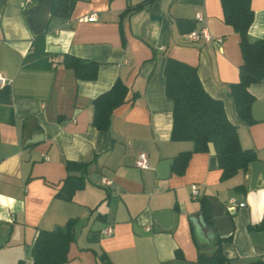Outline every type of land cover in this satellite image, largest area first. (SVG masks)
<instances>
[{
    "label": "crops",
    "instance_id": "0c3cea01",
    "mask_svg": "<svg viewBox=\"0 0 264 264\" xmlns=\"http://www.w3.org/2000/svg\"><path fill=\"white\" fill-rule=\"evenodd\" d=\"M30 4L0 0V76L7 81L0 87V264H33L38 232L69 221L74 242L64 264H104L101 256L111 264H193L200 251L228 236L221 245L226 258L264 260V247L248 230L264 215V83L248 87L251 122L241 120L229 97L243 61L239 37L224 23L220 0H78L69 18H49L37 42L22 15ZM251 8L248 35L264 39V0H251ZM203 29L221 43L187 39ZM35 47L45 55L27 62ZM64 55L98 63L97 79H77L63 66ZM168 57L197 68L257 167L221 181L209 150L193 154L182 175L172 164L166 177L158 176L161 162L174 163L193 148L171 141L173 105L163 78ZM118 80L124 103L113 110L108 130H97L93 101ZM139 154L148 169L135 166ZM69 176L83 186L65 201L57 195ZM192 186L199 190L195 200ZM230 202L245 205L232 216L230 234L216 232L210 242L196 234L190 217L203 215V204L209 212L222 204L228 214L236 207ZM108 228L112 234L103 235Z\"/></svg>",
    "mask_w": 264,
    "mask_h": 264
},
{
    "label": "trees",
    "instance_id": "16d2710c",
    "mask_svg": "<svg viewBox=\"0 0 264 264\" xmlns=\"http://www.w3.org/2000/svg\"><path fill=\"white\" fill-rule=\"evenodd\" d=\"M78 0H53L50 17L69 18ZM154 0H149L152 2ZM224 23L233 28L239 37L242 64L239 67V81L230 85L229 97L233 100L238 117L251 122V104L253 97L248 87L254 83H264V39L251 40L248 32L253 24L254 12L251 0H220ZM144 5L137 6L136 10ZM37 38L34 41H40ZM38 46V44H37ZM45 55L43 47H35L33 54L27 56L35 59ZM62 64L73 71L79 80L95 81L99 64L84 61L71 55H64ZM29 65L34 66L33 63ZM164 94L173 105L171 141L190 142L192 151L180 153L174 158L173 173L182 175L193 154L208 153V144L212 143L221 181L234 177L238 172H246L251 163L257 159L253 152L242 150L237 136V127L226 117L221 101L212 98L203 88L197 68L186 63L167 58L163 69ZM126 88L118 80L112 88L93 101V126L100 131H107L114 109L124 103ZM82 182L68 177L57 195L62 200L70 201ZM205 220L209 219L207 204L202 205ZM74 222L69 221L63 227L51 231L41 230L31 246L33 264H64L70 245L74 242ZM250 232H264V215L258 226H248ZM231 236L218 238L210 252H199L193 264H231L221 250L223 242H230ZM104 264H111L101 256ZM18 264H25L20 261ZM249 264H264V260H252Z\"/></svg>",
    "mask_w": 264,
    "mask_h": 264
},
{
    "label": "water",
    "instance_id": "95a60500",
    "mask_svg": "<svg viewBox=\"0 0 264 264\" xmlns=\"http://www.w3.org/2000/svg\"><path fill=\"white\" fill-rule=\"evenodd\" d=\"M53 0H34L30 5H27L23 10V19L27 24L32 36L34 38H39L44 35L48 20L50 18V7ZM208 148L211 153H214V146L212 143L208 144ZM173 164V161L161 162L157 167V174L159 177H166L170 166ZM257 164L254 162L250 164V167L254 169ZM163 172V173H161ZM214 204L216 201L211 200ZM238 204V203H236ZM228 208L220 205L219 208H212L210 213V218L208 220L204 219V216L200 213H197L190 217L193 220V227L199 236L204 237L207 241L214 240L216 237V232L219 236H226L231 233L233 229L232 216L235 212L238 211V207H235L234 212L228 210ZM250 237L252 241L264 247V232L255 233L251 232ZM5 243V240L0 239V247ZM252 260H238L233 261L231 264H249Z\"/></svg>",
    "mask_w": 264,
    "mask_h": 264
},
{
    "label": "built area",
    "instance_id": "2783aa9c",
    "mask_svg": "<svg viewBox=\"0 0 264 264\" xmlns=\"http://www.w3.org/2000/svg\"><path fill=\"white\" fill-rule=\"evenodd\" d=\"M25 1L27 4H30L34 0H25ZM85 19H87L88 22H92L93 20H95V17L91 16V17L85 18ZM196 19L201 21V15L197 14ZM187 39L191 42L204 41V42L209 43V42L214 41L215 43H221V39L212 40L211 36L209 35V33L206 29H203L199 32H192V33L188 34ZM5 84H7V81L5 80V78L0 76V87H3ZM135 166L140 170H146L149 168L148 159H147L145 154H139L137 156ZM103 183L106 186L111 185V182H109L107 180H103ZM191 193H192V198L194 200L197 199V197L199 196V190L197 189L196 186H192ZM230 205L236 206L238 208H242L245 206L243 203L234 204V202H230ZM111 234H112V230L109 228L103 231V235H105V236H110Z\"/></svg>",
    "mask_w": 264,
    "mask_h": 264
}]
</instances>
